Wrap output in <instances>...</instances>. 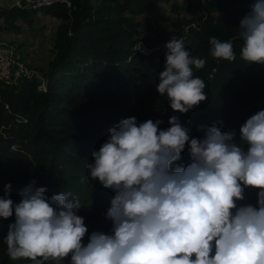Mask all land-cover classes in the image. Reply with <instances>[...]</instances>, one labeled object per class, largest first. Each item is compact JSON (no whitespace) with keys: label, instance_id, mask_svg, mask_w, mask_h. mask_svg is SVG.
I'll return each instance as SVG.
<instances>
[{"label":"clouds","instance_id":"9594fccd","mask_svg":"<svg viewBox=\"0 0 264 264\" xmlns=\"http://www.w3.org/2000/svg\"><path fill=\"white\" fill-rule=\"evenodd\" d=\"M236 27L241 59L264 64V0H254ZM170 39L156 88L184 114L207 99L205 81L194 75L206 58ZM209 44L213 58L236 59L231 39L213 36ZM167 123L123 118L92 150L88 174L114 196L104 213L110 229L92 231L86 243L82 204L71 191L49 196L33 180L16 202L5 184L0 219L14 216L4 237L8 257L32 264H264V109L240 126L238 140L235 129L222 130L223 120L198 125L199 136L178 115ZM185 150L190 162L175 164ZM248 189L257 190L255 203L246 202Z\"/></svg>","mask_w":264,"mask_h":264},{"label":"trees","instance_id":"16d2710c","mask_svg":"<svg viewBox=\"0 0 264 264\" xmlns=\"http://www.w3.org/2000/svg\"><path fill=\"white\" fill-rule=\"evenodd\" d=\"M166 1L180 27L159 29L154 13ZM199 16L181 13L177 0H74L66 6L49 8L47 14L60 20L55 43V59L43 72V80L27 81L18 87L0 80V195L11 183V197L18 202L19 191L36 180L47 186V194L71 191L81 202L78 214L85 218L89 232H107L111 221L104 215L114 196L111 189L93 180L86 165L91 152L105 141L108 129L123 118L138 122L178 115L197 129L223 120L224 129L239 128L251 115L264 109V64L246 63L239 54V20L250 11L254 0H182ZM34 10L0 8V33L14 28L19 18ZM144 28L150 36L145 55L135 50ZM187 35L190 54L206 58L194 75L205 81L207 99L187 113L172 110L166 95L156 84L165 63L162 49L172 36ZM216 36L234 42L236 59L213 58L209 40ZM161 47L159 50L156 48ZM42 81L46 89L41 88ZM185 150L175 164L187 165ZM255 189L246 190V202H256ZM14 216L0 219V264H32L28 259L11 260L4 237ZM67 264V258L65 260Z\"/></svg>","mask_w":264,"mask_h":264},{"label":"crops","instance_id":"0c3cea01","mask_svg":"<svg viewBox=\"0 0 264 264\" xmlns=\"http://www.w3.org/2000/svg\"><path fill=\"white\" fill-rule=\"evenodd\" d=\"M15 1L0 0V8H12ZM61 23L46 11H38L19 18L14 28L4 30L0 37L14 44L22 60L46 70L55 59V43ZM0 26L6 28L3 19H0Z\"/></svg>","mask_w":264,"mask_h":264},{"label":"built area","instance_id":"2783aa9c","mask_svg":"<svg viewBox=\"0 0 264 264\" xmlns=\"http://www.w3.org/2000/svg\"><path fill=\"white\" fill-rule=\"evenodd\" d=\"M73 1L74 0H16L12 7L34 11H43L55 6H66L71 9L73 7ZM171 39L177 38L173 37ZM186 39L187 35L179 40H182L185 44ZM139 42L141 47L137 48ZM139 42L136 44V51L145 55H150V53L154 51L142 41ZM165 45L162 47L164 51H166ZM159 49H161V47L155 50ZM35 79L40 81L43 80L42 71L22 60L17 53V48L12 42L0 38V80L8 85L18 87L24 82L33 81ZM41 88L45 89L44 85Z\"/></svg>","mask_w":264,"mask_h":264},{"label":"rangeland","instance_id":"374dc122","mask_svg":"<svg viewBox=\"0 0 264 264\" xmlns=\"http://www.w3.org/2000/svg\"><path fill=\"white\" fill-rule=\"evenodd\" d=\"M180 3L181 6V13L182 15L192 18V17H198L199 11L198 10H191L185 4L182 0H177ZM172 1H166L163 4H161L158 8L156 13H154L155 24L158 25L159 29L164 30H173L176 27H180V19L176 16L174 9L172 7ZM155 37V34L151 35L145 31L144 28L141 29V36L140 41H142L145 45H149L152 39ZM190 127V126H189ZM192 129V135L199 136L201 133L197 132V129Z\"/></svg>","mask_w":264,"mask_h":264}]
</instances>
